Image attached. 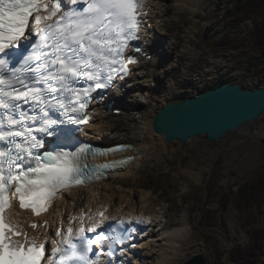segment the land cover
I'll list each match as a JSON object with an SVG mask.
<instances>
[{"label":"snow or ice","instance_id":"obj_1","mask_svg":"<svg viewBox=\"0 0 264 264\" xmlns=\"http://www.w3.org/2000/svg\"><path fill=\"white\" fill-rule=\"evenodd\" d=\"M143 8V0H0V264H102L103 255L114 264L117 245L132 239L131 220L102 228L107 218L101 212L89 218L90 226L81 218L78 228L57 229L58 239L38 242L6 210L18 198L21 208L39 215L60 189L83 183L87 165L80 160L91 145L70 151L56 143L48 150L44 137L67 139L64 126L92 119L84 112L91 93L130 73L137 60L125 52L139 38ZM13 64L19 66L9 68ZM80 81L87 86L75 87Z\"/></svg>","mask_w":264,"mask_h":264},{"label":"rangeland","instance_id":"obj_2","mask_svg":"<svg viewBox=\"0 0 264 264\" xmlns=\"http://www.w3.org/2000/svg\"><path fill=\"white\" fill-rule=\"evenodd\" d=\"M175 1L166 0L162 17L165 34L174 42L161 63H170L172 69L164 71L160 63L149 62L140 71V87L133 94L141 107L133 109L137 110L134 113L160 110L178 97L193 95L206 86L208 75L224 68L238 73L236 80L245 87L264 86V42L258 31L264 19V6L242 25H236L227 15H243L239 0H204L195 13L189 8H176ZM222 40L231 42V46L214 45ZM171 78L183 88L181 94L172 92L177 88L170 90ZM127 120L117 121L114 138L124 139L139 131V123ZM249 127L252 133L259 131L255 137L239 129L215 142L203 135L186 143L166 141L135 176L114 182L107 195L113 198L121 193V198L131 200L148 196V204L156 207L155 219L170 215L178 223L183 216H190V248L181 264L198 254L205 256L207 264H237L230 251L250 243L252 228L264 229V200L246 203L245 195L239 197L241 187L255 183L264 171V116ZM157 185L164 187V191ZM227 200L226 206L223 203ZM211 224L217 227H207Z\"/></svg>","mask_w":264,"mask_h":264},{"label":"bare ground","instance_id":"obj_3","mask_svg":"<svg viewBox=\"0 0 264 264\" xmlns=\"http://www.w3.org/2000/svg\"><path fill=\"white\" fill-rule=\"evenodd\" d=\"M203 0H176L174 6L178 9L189 8L194 13L201 9V4ZM149 3L152 5V10L150 11V16L154 17V25L156 28H150L148 35L154 38L161 39L163 32L165 33L166 27L164 25V16L166 0H149ZM192 29V28H191ZM168 38L167 40H169ZM160 45L159 43L156 44ZM173 45V40L166 42L167 49H170ZM193 49V48H189ZM143 61L140 64L139 68L136 69V77L132 79L130 86L134 85V88L140 87V74L143 69L150 62L160 63L163 69H167L165 64L161 63V60H164L165 57L157 52L153 47L145 46L142 51ZM154 65V64H152ZM236 74H231L228 78H236ZM214 79L215 77H211ZM227 78V77H226ZM177 88V82L174 79H171L170 89L175 90ZM134 91L131 87L124 96L120 93H117L113 96L116 103L119 107H122L123 111L120 116L112 114L111 112H106L95 117V121L91 127L93 135L96 139L103 141H111L113 143H118L124 141L130 143L132 148L128 149L124 153L115 154L117 157L120 155L133 154L135 156V161L129 167L123 171L109 173V178L102 183L93 188L92 194L90 195L94 199L88 200L87 195L83 191H77L74 189V192H64V197L58 201V204L52 208V213L45 217L49 218V225H53V215L59 213V219L62 223L72 222L74 224L78 223L79 219L84 217L85 210L89 212L87 218L84 220L85 224L90 222V217H96V214L100 211V208L110 209L107 212V219H116L118 217H124L125 215L136 213L143 215H148V222L154 221L155 223L150 225V236L142 242V252L135 253L132 252L131 257L128 259L127 264H181L180 260L186 257L190 248V239H191V229H193L190 216H183L180 222L174 221L170 215H167L166 222L162 219H155L154 212L155 208L150 203V198L148 196L142 195L139 197L131 199L121 198L120 194L117 197L108 196V192L114 187V182H121L123 178L129 176H135L140 170V166L143 165L151 156H153L156 151L165 144V136L161 133L156 132L153 129L151 123H147L149 114L150 117H154L157 110L155 111H141L134 113L140 108V104L137 103L135 94L130 95V92ZM123 104V105H122ZM142 113V114H139ZM130 119L139 123V131L134 133L126 138L116 140L113 137V132L117 128V121ZM149 120V119H148ZM152 120V119H151ZM128 121V120H127ZM249 125L242 130L252 134L254 137L257 134L256 131L252 133L249 129ZM262 129V128H261ZM259 130V129H258ZM112 194V192H111ZM86 196V198H83ZM22 215H15L10 219L15 223L19 222L20 224L23 221L20 220ZM20 217V218H18ZM75 217L76 219H72ZM56 223V222H55ZM54 223V225H55ZM39 232L37 235H40L43 232L41 229H37ZM158 248H155V247ZM155 248L156 250H153ZM137 255L145 257V262L140 263L137 261Z\"/></svg>","mask_w":264,"mask_h":264},{"label":"water","instance_id":"obj_4","mask_svg":"<svg viewBox=\"0 0 264 264\" xmlns=\"http://www.w3.org/2000/svg\"><path fill=\"white\" fill-rule=\"evenodd\" d=\"M262 116L264 87L252 90L239 83H224L197 97L167 103L155 114L153 129L163 134L169 143H186L201 135L215 142ZM183 264H207V260L203 254H198Z\"/></svg>","mask_w":264,"mask_h":264},{"label":"trees","instance_id":"obj_5","mask_svg":"<svg viewBox=\"0 0 264 264\" xmlns=\"http://www.w3.org/2000/svg\"><path fill=\"white\" fill-rule=\"evenodd\" d=\"M264 6V0H239L238 8L243 13L242 16H231L234 24H241L247 17ZM234 14L236 12H233ZM261 42H264V19L262 25L258 28ZM223 44L228 43L224 40ZM158 189H163L161 185L155 186ZM245 195L243 201L246 203L260 202L264 200V171L256 180L255 183L245 184L241 187L239 197ZM240 201V200H239ZM241 203V201H240ZM224 205L229 204V200ZM210 213V212H208ZM208 219L213 216L208 215ZM207 227H217L216 224L208 225ZM232 259L237 264H262L264 262V229L254 227L250 230V243L247 246L237 245L230 251Z\"/></svg>","mask_w":264,"mask_h":264}]
</instances>
